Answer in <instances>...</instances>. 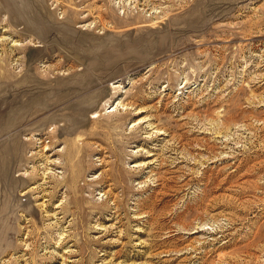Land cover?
Instances as JSON below:
<instances>
[{
  "label": "rangeland",
  "instance_id": "374dc122",
  "mask_svg": "<svg viewBox=\"0 0 264 264\" xmlns=\"http://www.w3.org/2000/svg\"><path fill=\"white\" fill-rule=\"evenodd\" d=\"M0 264H264V0H0Z\"/></svg>",
  "mask_w": 264,
  "mask_h": 264
}]
</instances>
